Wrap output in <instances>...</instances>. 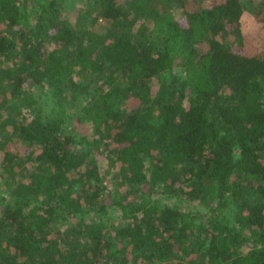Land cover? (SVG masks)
<instances>
[{"label":"trees","instance_id":"obj_1","mask_svg":"<svg viewBox=\"0 0 264 264\" xmlns=\"http://www.w3.org/2000/svg\"><path fill=\"white\" fill-rule=\"evenodd\" d=\"M74 2L0 0V264H264V5ZM74 74L81 142L36 99Z\"/></svg>","mask_w":264,"mask_h":264},{"label":"rangeland","instance_id":"obj_2","mask_svg":"<svg viewBox=\"0 0 264 264\" xmlns=\"http://www.w3.org/2000/svg\"><path fill=\"white\" fill-rule=\"evenodd\" d=\"M120 2H124V0H119ZM247 1V0H246ZM252 4L262 6L264 5V0H250ZM260 4V5H259ZM179 5V4H178ZM176 5L175 6V14L176 18L180 19L183 14L181 8ZM79 4L78 0H75L73 4V8L77 10ZM74 10V11H75ZM264 12V8H262ZM139 24H137L138 26ZM240 26H241V33L244 37L245 43L247 44L250 50L253 52L262 54L264 53V21L259 22L254 15L246 11L240 18ZM94 31L98 34L105 33V24L101 19H98L97 23L94 26ZM170 49L172 55L175 57V72L179 74L182 68L179 67L180 64V56L181 53L178 48L175 46V43L170 41ZM81 80L79 77L74 74L68 81L67 85L64 87L65 94L68 97L66 102H64L63 106L58 105L55 103L54 99L51 98L50 94L47 92L38 91L36 95V99L40 102L43 113L49 117H58L66 121L65 127L71 134L75 137V139L79 142L82 141L83 138H89L91 135V126L88 123H80L77 121V116H82V108H83V101L80 97L77 96L76 90L77 86L80 84ZM78 91V90H77ZM131 108V107H130ZM128 108V112L131 109ZM133 109V108H132ZM130 110V111H129ZM3 116L7 117L10 114V110L6 109L2 112ZM97 157L99 164L102 166L103 169L106 168L105 156L102 153L101 155L96 154L94 155ZM109 189L113 190L114 187L109 186ZM171 205L174 204L173 201H169ZM180 207H182L186 212L191 211V207L189 203L181 202L178 203ZM109 218L114 220V224L116 226H121L127 223L128 218L121 212L113 211L109 212ZM250 245L244 246L242 249L243 251H248ZM135 263L136 264H154L155 260L149 256L148 252H138L135 254Z\"/></svg>","mask_w":264,"mask_h":264}]
</instances>
